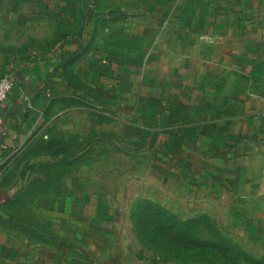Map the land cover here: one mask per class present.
<instances>
[{
  "label": "crops",
  "instance_id": "obj_1",
  "mask_svg": "<svg viewBox=\"0 0 264 264\" xmlns=\"http://www.w3.org/2000/svg\"><path fill=\"white\" fill-rule=\"evenodd\" d=\"M53 1L59 37L52 33L38 43L17 41L12 45L32 46L19 52H9L4 48L10 44L0 42V76L14 82L0 103V181L11 170L36 164L34 179L52 195L44 212L58 217L61 206L64 218L75 216L80 225L59 231L68 242L58 246L40 242L57 235L42 232L38 220H27L32 229L16 237L6 230L0 234V264H110L104 233L81 226L115 222L109 218L110 202L73 199L70 193L57 200L53 194L64 182L56 170L72 171L69 161L81 160L83 152L104 157L92 145L109 139L124 144L130 156L137 143L159 142L162 159L177 160L166 164L167 170L187 166L193 172L198 162H207L209 188L212 194L226 193L232 213L234 208L245 213L252 200L259 203L254 236L262 244L264 0ZM10 3L3 1L0 17L42 13L41 7ZM90 114L96 121L89 122ZM123 126L143 129L146 137L122 134ZM121 152L112 153L120 157ZM74 204L83 209L74 211ZM16 221L20 227L22 221Z\"/></svg>",
  "mask_w": 264,
  "mask_h": 264
},
{
  "label": "rangeland",
  "instance_id": "obj_2",
  "mask_svg": "<svg viewBox=\"0 0 264 264\" xmlns=\"http://www.w3.org/2000/svg\"><path fill=\"white\" fill-rule=\"evenodd\" d=\"M3 1L0 0V7L5 6ZM36 1L25 0L27 3L21 5L22 0H9V6L14 8H42L40 14L10 12L1 16L4 21L0 22V42L10 44L4 48L9 52L32 47L12 45L20 40L38 43L47 40L52 33L59 37L60 25L53 24L54 18L56 22L60 20L59 15L51 14L54 1L42 0L41 4ZM36 17L44 21L38 24L36 20L33 21ZM26 22L29 24L26 25ZM96 98L94 96L89 101L95 102ZM89 116L90 123L91 120L96 121V116ZM109 122L106 121L107 126ZM96 130V127L90 126L89 133L95 134ZM105 133L108 134L106 138H110V132L106 130ZM121 133L137 135L142 140L146 137L143 129L127 126L121 127ZM109 141L92 145V149L104 151V157L89 158L90 152H83L84 158L81 160L69 161L72 171L66 174L64 170H56L57 179L64 182L56 185L53 194L57 200L69 197L70 193L73 199L92 200L95 203L104 199L110 202L108 215L115 222L81 223L89 232L104 233L102 239L110 264H264V242L261 244L260 237L254 236L260 223L257 201L252 200L254 205L245 213L241 214L240 208H234L232 213L233 210L226 207V193L213 191L212 194L209 188L207 162L204 161L205 165L202 166L198 162L197 165L205 170L196 167L192 172L187 166L185 170H167L166 164H177V160L170 158L168 162L162 159L159 142L151 146L137 143L135 148L130 149L134 151V156H130L124 144L117 146ZM113 150H121L120 157L112 153ZM81 162H88V166H82ZM186 162L192 164V160ZM27 166L29 170H11L0 181V234L8 230L16 237L18 231L29 232L32 229L27 220H38L42 232L57 235L52 240L41 238V243L53 242L54 246H58L68 242L63 240L64 236L61 237L59 231H68L71 226L78 229L80 221L75 216L70 221L64 218L67 213L58 211L63 209L61 206L56 210L58 217L48 216L44 212L45 207L48 208L47 200L52 195L48 189L40 188L42 182L38 177L34 179L32 172L36 164ZM70 183L71 190L65 189V186L69 188ZM77 209L83 207L74 204L73 210ZM18 213L23 218L16 217ZM17 218L22 221L20 227H16ZM95 241L102 242L101 239Z\"/></svg>",
  "mask_w": 264,
  "mask_h": 264
},
{
  "label": "built area",
  "instance_id": "obj_3",
  "mask_svg": "<svg viewBox=\"0 0 264 264\" xmlns=\"http://www.w3.org/2000/svg\"><path fill=\"white\" fill-rule=\"evenodd\" d=\"M13 80L9 75L0 76V103L7 99L8 93L13 87Z\"/></svg>",
  "mask_w": 264,
  "mask_h": 264
}]
</instances>
